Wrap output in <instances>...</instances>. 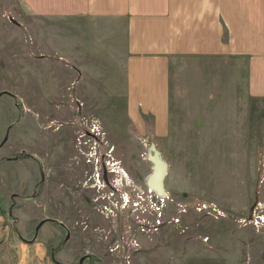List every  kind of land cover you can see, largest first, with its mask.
I'll return each mask as SVG.
<instances>
[{
	"label": "rangeland",
	"instance_id": "1",
	"mask_svg": "<svg viewBox=\"0 0 264 264\" xmlns=\"http://www.w3.org/2000/svg\"><path fill=\"white\" fill-rule=\"evenodd\" d=\"M66 31V17L0 0V264H264V98L230 136L158 134L108 52L72 69ZM184 81H170L174 111L193 103L174 95L197 90ZM151 145L164 198L147 185Z\"/></svg>",
	"mask_w": 264,
	"mask_h": 264
},
{
	"label": "crops",
	"instance_id": "2",
	"mask_svg": "<svg viewBox=\"0 0 264 264\" xmlns=\"http://www.w3.org/2000/svg\"><path fill=\"white\" fill-rule=\"evenodd\" d=\"M22 1L37 15L66 17V59L75 71L89 67L80 56L108 52L129 102L154 115L158 134L230 136L248 100L264 98V0ZM179 78L176 86L197 90L174 95L187 106L204 104L197 113L192 105L171 108L170 81ZM230 86L243 93L232 98ZM196 258L230 262L226 254Z\"/></svg>",
	"mask_w": 264,
	"mask_h": 264
},
{
	"label": "water",
	"instance_id": "3",
	"mask_svg": "<svg viewBox=\"0 0 264 264\" xmlns=\"http://www.w3.org/2000/svg\"><path fill=\"white\" fill-rule=\"evenodd\" d=\"M6 92V91H3ZM0 92V95L3 93ZM7 136L4 138L3 141H5ZM150 153H149V158L148 160L152 163V172L147 178V185L149 188L152 190L156 191L158 194H167L165 186H164V178L166 176V171H167V164L165 160L163 159V156L161 152L155 148L154 145L150 146ZM42 222L38 224L36 227V232ZM83 258H81V261Z\"/></svg>",
	"mask_w": 264,
	"mask_h": 264
},
{
	"label": "built area",
	"instance_id": "4",
	"mask_svg": "<svg viewBox=\"0 0 264 264\" xmlns=\"http://www.w3.org/2000/svg\"><path fill=\"white\" fill-rule=\"evenodd\" d=\"M149 188V186H148ZM150 191L154 192L159 198H164L167 196V194L163 195V194H158L156 191L152 190L151 188H149ZM142 194L144 195V192H142ZM128 198H129V201L130 204H131V207H138L139 204H137L136 202L138 201L139 198H141V196H139L138 194H135L133 192H129L128 193ZM154 207V206H153Z\"/></svg>",
	"mask_w": 264,
	"mask_h": 264
},
{
	"label": "flooded vegetation",
	"instance_id": "5",
	"mask_svg": "<svg viewBox=\"0 0 264 264\" xmlns=\"http://www.w3.org/2000/svg\"><path fill=\"white\" fill-rule=\"evenodd\" d=\"M3 92V91H2ZM4 93H6V92H3L2 94H4ZM3 143V142H2ZM1 147V146H0ZM41 176L43 177V175H42V173H41ZM66 198H67V203H68V199H69V197L68 196H66Z\"/></svg>",
	"mask_w": 264,
	"mask_h": 264
}]
</instances>
